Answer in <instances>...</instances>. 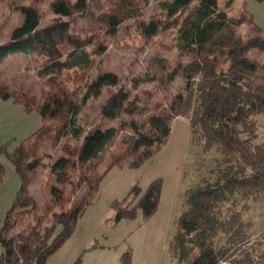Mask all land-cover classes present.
Here are the masks:
<instances>
[{"label":"trees","instance_id":"16d2710c","mask_svg":"<svg viewBox=\"0 0 264 264\" xmlns=\"http://www.w3.org/2000/svg\"><path fill=\"white\" fill-rule=\"evenodd\" d=\"M233 1L221 7L219 0H160L157 17L147 21L139 0H111L108 11L103 0H53L54 18L47 25L38 4L18 6L24 22L12 29L9 41L0 43V66L15 52L32 54L41 60L39 76L46 79L48 89L42 96L29 95L11 91L0 81L1 100H11L26 113L37 112L44 123L13 149L8 143L0 147V182L5 177L4 155L20 183L0 232V264H47L75 234L107 174L127 161L129 167L139 168L152 159L170 138L172 122L179 117L189 121L191 143L204 154L216 151L218 158L208 176L185 193L184 209L169 244L171 256L178 264L260 262L253 256V225L235 206L238 197L264 195V144L257 142L256 121L264 113V62L249 56L253 50L264 52V33L246 14L229 17ZM132 21L145 46L160 33L175 29L179 54L190 57L186 65L167 72L168 60L155 56L153 67L134 78L135 87L155 83L169 89L181 77L183 89L166 104L151 106L131 98L118 87V76L104 73L102 60L96 61L108 50L100 31L117 39L121 30L130 31ZM245 23L253 28L248 39L239 31ZM64 78L73 81L74 88H64ZM105 88L110 95L102 115L118 119V125L106 132L86 130L80 115ZM128 130L132 133L122 138L126 150L112 156V147ZM63 140L64 155L56 160L41 152L47 144L57 149ZM46 158L51 159L44 185L49 198L41 209L30 186ZM106 163L109 166L100 170ZM69 187L71 194L83 187L87 193L73 202ZM161 192V179L145 191L133 186L124 199L112 203L115 222L134 220L140 211L145 220L151 219ZM122 262L131 264L130 252ZM76 264H81V258Z\"/></svg>","mask_w":264,"mask_h":264},{"label":"rangeland","instance_id":"374dc122","mask_svg":"<svg viewBox=\"0 0 264 264\" xmlns=\"http://www.w3.org/2000/svg\"><path fill=\"white\" fill-rule=\"evenodd\" d=\"M53 0H0V43L11 39L12 29L21 26L24 17L18 10L21 4L36 3L44 16L43 25L49 24L54 18L50 4ZM111 0H103V8H111ZM145 8L143 20L157 17L160 0H139ZM225 7L228 0H219ZM230 18H240L246 14L253 18L256 27L264 33V0H234L227 10ZM130 31L121 30L117 39L104 37L101 39L108 47L106 54L96 61L102 60V71L118 76V87L128 91L131 98H138L145 104H166L171 95H176L183 89L184 80L177 77L169 89L159 88L155 83L142 84L135 87L134 78L144 75L152 68L151 60L155 56L165 57L171 72L178 64L186 65L190 57L181 56L177 48L176 30L171 29L160 33L148 46L135 21L128 23ZM240 33L248 39L253 28L248 23L243 24ZM252 58L264 62V52L253 50L249 53ZM41 60L24 51L9 55L0 66V81L7 84L11 91L26 92L29 95L42 94L48 89L45 80L39 76ZM98 71H94V75ZM74 88L73 81L64 78V88ZM152 94L149 99L146 93ZM110 90L105 88L102 96L93 99L82 111L80 119L86 130L100 128L106 132L117 126L118 119H106L102 115L103 108L109 98ZM258 124L257 142L264 144V113L256 117ZM44 123L37 112L26 113L22 106L11 100L0 99V147L10 144L11 149L23 139L34 133ZM50 124V123H47ZM132 133L122 131L111 155H120L126 150L122 138ZM63 140L57 149L44 145L41 152L50 154L54 159L64 155ZM216 151L204 154L201 147L191 143L189 121L179 117L172 122V133L161 151L139 168L129 167L127 161L122 167H114L104 178L92 205L85 216L79 221L77 230L70 240L57 251L47 264H76L81 258V264H123L122 257L130 252L131 264H178L171 256L169 244L177 229V219L184 209L185 193L194 188L202 178L216 166ZM5 165V177L0 182V232L6 213L19 190V179L15 167L10 160L1 155ZM50 158L44 160L45 167L38 171L35 182L30 186V193L37 198L42 209L48 201V193L44 186L49 178ZM109 166L106 163L100 170ZM78 180V175L76 176ZM156 179L162 180V192L159 207L153 217L145 220L141 211L134 220L124 219L119 223L114 220L115 211L112 203L121 201L135 185L145 191ZM87 193L83 187L76 194H68L71 200L77 201ZM235 209L241 211L246 222L252 223L250 233L253 242V256L260 260L256 264H264V195L257 199L238 197ZM95 246L94 249H91ZM1 251V249H0Z\"/></svg>","mask_w":264,"mask_h":264}]
</instances>
